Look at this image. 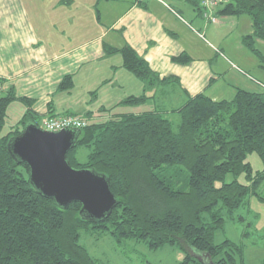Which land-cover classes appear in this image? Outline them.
Masks as SVG:
<instances>
[{"label": "trees", "instance_id": "obj_1", "mask_svg": "<svg viewBox=\"0 0 264 264\" xmlns=\"http://www.w3.org/2000/svg\"><path fill=\"white\" fill-rule=\"evenodd\" d=\"M187 1L203 15L200 0ZM217 13H247L252 31L243 42L264 60L256 45L264 41V0H230ZM106 52H120L123 66L147 84L145 90L172 78H160L129 44L108 46ZM172 59L187 63L191 57L182 53ZM73 85V76L67 74L59 88ZM145 97L129 96L125 102ZM14 100L23 101L28 110L21 127L2 134ZM33 103L12 89L0 96V264H98L79 242L81 228L88 226L110 233L118 242L136 239L151 248L184 242L207 254L212 264H245L243 244L231 239L217 243L215 236L225 227L224 209L235 218L234 211L250 196L264 200V170L255 171L246 160L251 152L264 160V89L237 87L232 99H213L204 92L189 95L177 109V128L160 109L120 113L79 127L69 162L106 174L119 199L99 222L81 216L80 202L62 208L41 195L30 181L29 165L10 154V138L28 121L39 124ZM80 146L90 148L85 162L77 155ZM243 174L245 182L239 179ZM178 264L206 263L187 253Z\"/></svg>", "mask_w": 264, "mask_h": 264}, {"label": "crops", "instance_id": "obj_2", "mask_svg": "<svg viewBox=\"0 0 264 264\" xmlns=\"http://www.w3.org/2000/svg\"><path fill=\"white\" fill-rule=\"evenodd\" d=\"M171 1L0 0V92L12 89L33 99L40 119L75 114L91 121L156 109L178 113L189 95L201 92L220 99L210 89L213 83L230 86L224 65L212 60V42L205 43L213 54L196 38H205L201 30L209 24L191 2L178 0L183 9H177ZM125 44L160 78H172L145 90L147 84L123 66L120 52H106ZM182 53L189 62L172 59ZM67 74L74 85L63 90L59 84ZM143 93L145 99L125 102Z\"/></svg>", "mask_w": 264, "mask_h": 264}, {"label": "rangeland", "instance_id": "obj_3", "mask_svg": "<svg viewBox=\"0 0 264 264\" xmlns=\"http://www.w3.org/2000/svg\"><path fill=\"white\" fill-rule=\"evenodd\" d=\"M171 4L177 9H183L181 1L173 0ZM219 7L218 5L217 8ZM193 8L194 6H192ZM193 10L198 12L195 8ZM217 11L213 14L217 17L218 22H208L209 27L201 30L205 38L203 40L196 38L205 52L211 54L214 50L207 49L205 42L207 40L208 43L210 41L214 44L216 51L211 58L216 65L223 63L225 69L223 75L227 74L226 78L230 81V86L225 82H221L220 85L213 83L210 91L217 92L220 99H232L234 87L238 83L241 85L235 87V93L237 87L245 88L247 84L250 86L247 88L252 90L264 89V66L262 65L264 60L255 55L243 42V36L252 31L250 16L247 13L220 16ZM203 18L207 20L205 16ZM208 29L211 30V33ZM256 45L264 54V41L260 40ZM2 94L0 92V96ZM159 97L163 98L161 94ZM27 110V104L19 100L12 101L8 107L2 134H6L17 126L21 127ZM169 117L173 120L174 127L177 128L181 122V116L178 113H171ZM42 119L39 120V123L43 121ZM89 121L88 118L87 122ZM89 152V147L80 146L77 155L82 162H85ZM246 160L252 164L255 171L264 170V160L258 153H248ZM239 179L243 182L246 181L244 174ZM260 193L264 196V183ZM247 199L246 204L234 211L235 218L228 217L226 209H224L226 224L223 229L217 231L215 241L220 243L225 239H231L241 243L243 244L242 256L245 264H264V200L259 199L256 195ZM79 242L89 250L98 264H178L187 253L203 260L206 264H212L207 254L204 255L203 252L184 242L151 248L147 242L136 239L118 242L110 233L102 232L92 226L81 228Z\"/></svg>", "mask_w": 264, "mask_h": 264}, {"label": "water", "instance_id": "obj_4", "mask_svg": "<svg viewBox=\"0 0 264 264\" xmlns=\"http://www.w3.org/2000/svg\"><path fill=\"white\" fill-rule=\"evenodd\" d=\"M80 133L73 127L50 131L28 121L20 134L10 138L8 149L17 162L29 165L30 181L41 195L52 198L62 208L80 202L83 218L104 221L119 199L106 174L93 168H77L69 162L67 154Z\"/></svg>", "mask_w": 264, "mask_h": 264}, {"label": "built area", "instance_id": "obj_5", "mask_svg": "<svg viewBox=\"0 0 264 264\" xmlns=\"http://www.w3.org/2000/svg\"><path fill=\"white\" fill-rule=\"evenodd\" d=\"M139 2L145 0H137ZM230 0H200L201 6L203 7V13L206 17L207 22L216 23L218 22L217 17L213 14L216 12L217 6L220 7ZM43 121L39 123V125L50 131L60 130L66 127H83L88 124L87 119L78 115L73 114H66V115H59L55 117H45L42 119Z\"/></svg>", "mask_w": 264, "mask_h": 264}]
</instances>
